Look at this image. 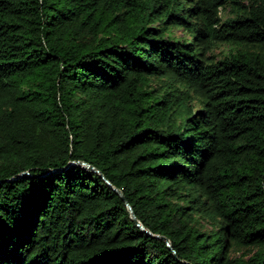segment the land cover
Returning a JSON list of instances; mask_svg holds the SVG:
<instances>
[{
  "label": "trees",
  "instance_id": "16d2710c",
  "mask_svg": "<svg viewBox=\"0 0 264 264\" xmlns=\"http://www.w3.org/2000/svg\"><path fill=\"white\" fill-rule=\"evenodd\" d=\"M0 264H264V0H0Z\"/></svg>",
  "mask_w": 264,
  "mask_h": 264
},
{
  "label": "rangeland",
  "instance_id": "374dc122",
  "mask_svg": "<svg viewBox=\"0 0 264 264\" xmlns=\"http://www.w3.org/2000/svg\"><path fill=\"white\" fill-rule=\"evenodd\" d=\"M233 12L230 10L229 7L225 8V9H221V15L223 18H227V17H231L233 16ZM173 33L176 37L178 38H184V39H189L190 38V34L188 31L184 30L182 27H175L173 29ZM236 50V47L234 45H230L227 43H219L216 45V47L213 50V56L217 59H221L223 58L225 55L233 52ZM197 98L194 97L193 100H195V105H199V103L196 100ZM206 228H210L211 224L210 223H205L204 224ZM237 251H233V255H238Z\"/></svg>",
  "mask_w": 264,
  "mask_h": 264
},
{
  "label": "water",
  "instance_id": "95a60500",
  "mask_svg": "<svg viewBox=\"0 0 264 264\" xmlns=\"http://www.w3.org/2000/svg\"><path fill=\"white\" fill-rule=\"evenodd\" d=\"M72 163H75V164H81V165H83V166H85V167H89V168H91V169H93V170H95V171H97L102 177H104V175L98 170V169H96L94 166H92V165H90L89 163H86V162H84V161H77V162H72ZM107 183L109 184V185H111L112 186V188L122 197V199H124L125 201H126V199H125V195H124V193L120 190V189H118V188H116L115 186H113L112 184H111V182L109 181V180H107ZM126 205H127V207H128V209H129V212H130V214H131V217H132V219L143 229V230H145V232H147L149 235H153L152 233H151V231H149L148 229H146L145 227H144V225L138 220V218L136 217V215H135V213H134V210H133V208H132V206L126 201ZM154 236H157V237H160V238H164V239H166V241H167V243H168V245L169 246H171V244H170V240L169 239H167V238H165L164 236H159V235H154Z\"/></svg>",
  "mask_w": 264,
  "mask_h": 264
}]
</instances>
